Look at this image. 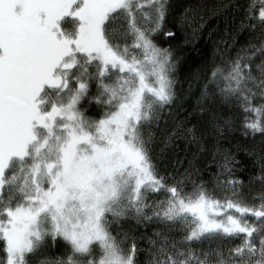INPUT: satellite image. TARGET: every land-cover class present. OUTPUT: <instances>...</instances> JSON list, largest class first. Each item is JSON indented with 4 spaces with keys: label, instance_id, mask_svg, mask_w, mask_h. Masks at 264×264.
<instances>
[{
    "label": "snow or ice",
    "instance_id": "snow-or-ice-1",
    "mask_svg": "<svg viewBox=\"0 0 264 264\" xmlns=\"http://www.w3.org/2000/svg\"><path fill=\"white\" fill-rule=\"evenodd\" d=\"M0 264H264V0H0Z\"/></svg>",
    "mask_w": 264,
    "mask_h": 264
},
{
    "label": "trees",
    "instance_id": "trees-1",
    "mask_svg": "<svg viewBox=\"0 0 264 264\" xmlns=\"http://www.w3.org/2000/svg\"><path fill=\"white\" fill-rule=\"evenodd\" d=\"M249 196H250V197H251V196H258V187H257V190H256V191L250 192V193H249ZM205 246H207V243H206Z\"/></svg>",
    "mask_w": 264,
    "mask_h": 264
},
{
    "label": "rangeland",
    "instance_id": "rangeland-1",
    "mask_svg": "<svg viewBox=\"0 0 264 264\" xmlns=\"http://www.w3.org/2000/svg\"><path fill=\"white\" fill-rule=\"evenodd\" d=\"M71 25H69V27H70Z\"/></svg>",
    "mask_w": 264,
    "mask_h": 264
}]
</instances>
